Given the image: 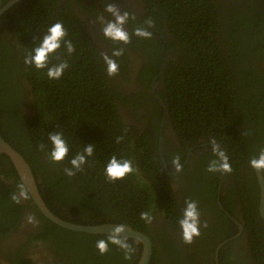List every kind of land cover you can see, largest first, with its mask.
<instances>
[{"label": "trees", "instance_id": "trees-1", "mask_svg": "<svg viewBox=\"0 0 264 264\" xmlns=\"http://www.w3.org/2000/svg\"><path fill=\"white\" fill-rule=\"evenodd\" d=\"M8 1L0 0V9ZM145 1L152 24L157 25L153 12L157 10L161 20L170 22L168 27L183 49L163 74L164 104L180 147L179 154L170 156L171 146L166 141L163 159L168 163L179 156L183 163L200 136L220 145L232 167L224 177L236 176L235 184L241 191L239 198L235 197L239 206H230L225 197H220L224 211L214 205L218 213L214 218L224 219L230 230L222 231L221 240L215 243L238 233L225 212L238 222L243 215L255 263L264 264V231H260L264 221L257 211L259 189L249 165L250 159L264 149V0H225L229 1L225 4L221 0ZM59 3L21 0L0 16V136L28 163L41 197L57 217L79 225L129 226L149 236V264H161L166 258L160 253L161 245L177 249L165 240L170 238L167 227L181 235L179 220L183 217L177 184L166 175L158 154L163 112L158 103L144 101L143 95L136 94L128 101L131 106L139 103L153 112L157 136L148 129L138 132L124 122L117 109L120 95L107 74L105 54L70 6L57 11ZM56 22L63 24L67 35L61 47L50 54L48 67L60 62H67L68 67L61 78L52 80L46 75L47 68L37 70L34 65H25L24 58ZM149 40L146 38L144 43ZM68 41L74 49L71 54L67 51ZM53 132L62 133L69 147L67 156L58 163L48 155L52 150L48 136ZM117 137L123 139L117 143ZM88 144L94 151L82 170L72 177L65 175L70 160ZM210 149L209 158L216 157ZM113 155L118 160H131L136 171L109 182L105 167ZM209 163L194 173L207 179L208 187L205 184L199 188L201 195H209L207 200L210 192L216 197L221 176V172L207 171ZM245 169L248 172L243 183ZM196 181L183 192L193 195ZM19 185L22 183L9 158L0 155V237L16 230L28 210L40 226L36 235H28L23 249L42 241L48 251V264H137L142 250L137 241L126 239L133 248L131 259L126 260L124 250L111 243L108 252L101 255L96 242L108 236L76 233L54 225L39 213L29 195L18 204L13 202L12 195H18ZM156 209L161 210L157 216L164 221L156 230H150L152 222L146 223L140 214L149 212L154 218ZM206 237L208 234L200 245ZM239 240L223 246L218 253L219 264H226L222 261L225 249ZM5 257L8 264H34L30 260L19 262L15 254Z\"/></svg>", "mask_w": 264, "mask_h": 264}, {"label": "flooded vegetation", "instance_id": "flooded-vegetation-1", "mask_svg": "<svg viewBox=\"0 0 264 264\" xmlns=\"http://www.w3.org/2000/svg\"><path fill=\"white\" fill-rule=\"evenodd\" d=\"M228 2L229 1L221 0V4ZM107 4H114L121 14H123V12L129 13L128 20L122 26L123 30L128 32L130 36V40L127 44L120 41H112L103 35V26H106L109 20L114 21L115 19L111 13L105 12ZM65 5L70 6L74 10L76 17L84 23L86 32L94 41L95 45H97L98 49L105 55L114 59L118 64L119 71L117 74L110 76V82L111 86H113L120 95L119 100H116L117 109L124 122L132 126L138 132L142 133L144 130L148 129L152 135L157 136L153 127L155 123L154 118L156 117L153 116V112L145 109L143 105L139 103L138 105L131 106L128 98L140 94L144 96V101H150L153 104L158 103V107H160L163 112L158 129V136L163 138V150H165L166 141H168L171 146L169 150L170 156L179 154V141L169 122L168 111L164 104V71L169 63L178 60L181 56V50H183L181 46L177 45L171 33V29L168 27L170 22L167 23L166 19L161 20L156 10L153 12H156L154 22L157 25L152 24V26L149 27L146 21L149 20L148 15L151 11L147 8L145 0H60L56 8L57 11L61 10ZM138 27L144 28L152 33L148 44L144 43L146 38L137 37L133 34ZM131 43H133L134 46H131ZM117 49H121L122 52L124 51L122 53L124 57L122 55L118 57L112 55L113 51ZM215 145L220 148V145L216 143ZM208 146L212 148V142H209L206 137L200 136L197 141V146L195 145L192 150L187 152L184 162L180 163V171H176L172 160H169L168 163L164 160L163 163L160 159L166 175L172 177V184H177L175 190L178 205L182 213L185 208L186 200L196 201L201 223L200 236L195 237L191 244L183 243L180 233L174 231L171 227L169 228V226L167 227L169 229L168 235L170 238L165 240L171 241V245L173 244L177 249H173L170 246L163 247L161 245L160 253L166 257L161 264H216V248L220 244L226 242L223 245L225 246L236 238H240V240L235 244L233 242L229 245V248L225 249L224 256L222 255V261L226 264H256L254 256L252 255L253 253L250 241L248 240V234L243 227V215L239 219L240 222H238L225 212L226 217L232 222L233 226L237 228L238 233L216 244L222 238V235L220 236L222 231H230L224 219L214 218L215 215L218 214L214 205L218 206L219 210L224 211L222 204L220 203L219 205L217 201L218 188L219 186L223 187L221 188L223 192L221 191L220 197L227 198V201L231 204L230 206L240 205L236 198H239L241 189L236 185V176L224 177L226 173L221 172L216 197H213L211 192V198L208 200L207 196L209 195L204 196L206 193L201 195L199 188L200 186L204 188L205 184L206 187H208L207 179L203 177L204 175L201 173L198 176L194 175V173H196V170L204 167L206 163L217 159V157L214 156L209 158L211 149ZM169 165L171 166L170 169ZM203 171L205 172L206 170L203 169ZM247 172L248 170L245 169L243 183ZM196 179L197 181L194 188L195 193H193V195L190 193V196H188V191L183 192V190H189ZM200 180L201 182H198ZM225 190H227V193ZM250 194L251 193H249V195ZM214 201L216 204H214ZM210 205H212V208ZM31 206L32 204L30 207ZM159 211L156 209L155 216L150 225V230H156L157 225H161L164 221L163 218L157 216V214L160 213ZM30 213L31 212L28 210L24 211V215L19 220V225L16 230H12L4 238L0 237V264H8L9 260L5 256L11 257L14 254L17 255L19 262L30 260L34 264H48L47 261H50L47 257L48 251L42 241L32 243L28 248L25 250L23 249L26 240L29 238L28 235H36V228H38V225L40 226V222L36 218H34V223H28L27 217L31 215ZM205 224L207 225L206 227H204ZM237 224L242 227L241 232ZM260 231L263 234L264 224H260ZM207 234L208 237L204 239L203 245H200L204 236ZM147 237L149 238V236ZM231 255L234 258L233 261Z\"/></svg>", "mask_w": 264, "mask_h": 264}, {"label": "clouds", "instance_id": "clouds-1", "mask_svg": "<svg viewBox=\"0 0 264 264\" xmlns=\"http://www.w3.org/2000/svg\"><path fill=\"white\" fill-rule=\"evenodd\" d=\"M105 12L111 13L115 18L114 21L109 20L106 26H103L102 32L103 35L112 40L120 41L127 44L130 40L128 32L124 31L122 26L129 18L128 12L120 13L119 9L114 4H107L105 7ZM149 27L152 26L153 21L150 19L146 21ZM135 36L141 38H150L152 33L147 31L144 28H136L134 33ZM67 35V31L64 28L61 22H56L52 24L48 29L47 33L42 37L40 44L33 48L31 54H27L24 58L25 65H34L37 70L47 68V77L52 80H57L61 78L64 70L68 67L67 62H60L52 67H48L50 54L55 53L61 47V40ZM73 45L71 41L67 42V51L69 54L73 52ZM113 56L122 55V50L117 49L113 51ZM103 59L107 65V74L113 76L118 73L119 68L116 61L110 58L107 55L103 56ZM48 139L51 142L52 150L50 151L49 159L58 163L64 160L69 152L68 144L63 138L62 133L53 132L49 134ZM123 137H117V143H119ZM41 149L44 147L40 145ZM212 150L215 153L217 159L210 161L207 168L208 172H223L231 173L232 167L228 160V157L223 151L215 145V142H212ZM93 145L88 144L84 148L82 153L76 154L70 160V168H66L65 175L72 177L76 174V171L82 170V166L87 162L86 158L93 155ZM173 165L175 166L176 171H180L181 164L179 156H176L172 160ZM251 168L259 170L261 173H264V149H261L257 157H253L249 161ZM136 171L133 167L131 160H118L115 155H113L108 164L105 167V176L109 182L115 180H121L127 175L132 174ZM19 193L12 195V200L15 203H20L21 200L28 199V191L23 185H19ZM140 218L146 223L152 222V215L149 212H142ZM28 223H34V217L29 215L27 217ZM179 226L181 229V237L185 244H191L195 237L200 236V213L198 211V206L196 201L186 200L185 208L183 210V217L179 220ZM207 225L205 224L204 227ZM124 231L123 225L115 226L111 234H109L107 240L100 239L96 242V248L98 252L103 255L109 250V243L117 245L119 248L124 250L125 259H131V254L133 248L128 244L126 238H122L120 234Z\"/></svg>", "mask_w": 264, "mask_h": 264}, {"label": "water", "instance_id": "water-1", "mask_svg": "<svg viewBox=\"0 0 264 264\" xmlns=\"http://www.w3.org/2000/svg\"><path fill=\"white\" fill-rule=\"evenodd\" d=\"M19 1L21 0L8 1L0 9V16H2V14H4L8 9H10ZM158 154L160 156V159L164 163L163 138L161 136L159 137V141H158ZM0 155H5L6 157L9 158L22 185L28 191L32 204L37 208L39 213L45 219H47L54 225L68 231L83 233L87 235H94V236H109V234H111L114 227L120 225V224H110V223H104L98 225H79V224H72L70 222L60 219L50 211V209L47 207L46 203L44 202L43 198L41 197L36 180L33 176V173L28 163L18 152H16L6 141H4L1 136H0ZM254 174L259 189L258 214L260 218L264 220V177L263 174L256 169H254ZM220 196H221V186H219L218 188V197H217V201L219 205H220V201H219ZM237 225L239 231L241 232L242 227L239 224ZM123 226H124V231L120 234V236L122 238L137 241L138 243L141 244L142 250L137 264H149L152 255V244L150 239L145 234L136 231L129 226H125V225ZM225 243L226 242L220 244L216 248L215 251L216 264H218V252Z\"/></svg>", "mask_w": 264, "mask_h": 264}]
</instances>
